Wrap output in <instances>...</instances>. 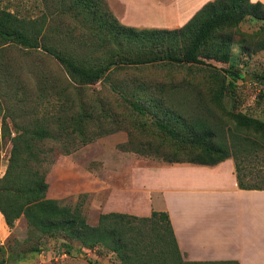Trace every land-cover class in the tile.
<instances>
[{
  "label": "trees",
  "instance_id": "trees-1",
  "mask_svg": "<svg viewBox=\"0 0 264 264\" xmlns=\"http://www.w3.org/2000/svg\"><path fill=\"white\" fill-rule=\"evenodd\" d=\"M51 1L57 4L58 10L53 13L56 17L67 15L76 20L82 18L85 27L91 30L90 35L99 38L101 44L97 47L90 45V41L83 37L84 44L93 46L85 55L78 50L62 49L45 30L46 14L36 18L21 16L0 5V64H3V58L9 48L20 47L30 51L43 50L61 65L63 72L62 87L56 92L58 100L52 101L55 110L59 112L52 118L55 126L48 127L43 118H36L34 124L19 128L16 135L11 137L12 150L8 168L0 178V212L4 215L7 225L13 229L17 220L24 216L28 223L30 239L40 240L45 236L67 237L90 249L105 246L117 250L123 261H126L123 254L125 248L138 264H239L236 261L185 260L167 211L153 210L150 216L108 212L101 214L98 225H90L79 206L71 207L63 203V199L47 196L49 183L46 175L49 168H45L40 146L47 138L61 141L60 136L55 134L56 130H62L65 135L73 132L84 134L91 122L100 120L99 116H95V110L105 103L100 99H89L87 91L89 86L103 82L109 76L111 68L118 64L114 58L118 50L105 48L108 42L113 41L121 49H138L142 53L150 51L157 54L156 52L166 51L165 53L172 54L171 61H179L180 64H207L206 59L231 63L232 43L236 33L234 29L246 20L261 21L264 27V3L252 0H211L184 26L169 29L124 25L118 20L107 0ZM147 60L149 62L154 59L151 56ZM225 70L231 71L229 68ZM231 73L236 75L233 71ZM39 78L44 81H39L37 92L39 97H45L47 95L44 92L48 86L46 78L49 76L42 73ZM217 78L221 80L217 79L219 86L214 89L210 102L222 106L229 119L228 125L219 122L217 129L207 117L189 110L194 105L200 109L208 107L209 114L216 116L209 107L212 105L202 96L194 103L190 94H184L180 100L173 99L172 103L178 108H170V111L163 110L160 113H157L155 107H161L164 101L143 96L145 85L139 86V90L135 91L134 95H138L136 99L124 100L141 118L144 119L150 114L154 117L149 126L159 141H151L150 148L156 153L161 154L169 143L175 144L171 150L174 152L172 155L178 152L180 145L199 149L195 156L187 160L170 155L166 162L214 165L232 157L235 161L238 185L246 189H264V164L253 155L258 149L264 152V119L234 111L237 99L230 90L232 83L227 84L224 75ZM258 79L262 86L261 98L264 96V71L258 75ZM12 84L11 82L10 87ZM117 86L123 91H128L119 83ZM117 86L115 87L119 89ZM161 91L164 92L163 86ZM133 120L136 126H148V123ZM99 123L102 124L101 121ZM118 126L114 130L128 131L130 139L127 145L131 144L133 131L125 125ZM112 130L108 129L99 135ZM7 132L10 135L9 129ZM95 137L85 138L82 144L94 140ZM77 146L80 145H75ZM127 150L140 153L139 148H130V145ZM56 159L57 157L51 158L49 164H54ZM135 220L139 221L137 225L141 229L151 227L158 230L155 242L159 250L153 243L145 245L134 241L132 244L131 240H128L125 228H130ZM40 244L37 242L32 250L41 251ZM61 247L70 255L75 248L65 240ZM145 249L148 251L145 252ZM3 251V245H0V253Z\"/></svg>",
  "mask_w": 264,
  "mask_h": 264
},
{
  "label": "rangeland",
  "instance_id": "rangeland-1",
  "mask_svg": "<svg viewBox=\"0 0 264 264\" xmlns=\"http://www.w3.org/2000/svg\"><path fill=\"white\" fill-rule=\"evenodd\" d=\"M0 5L19 13L21 16L36 18L46 14L45 30L52 35L53 40L57 41L58 46L62 49L78 50L79 53L85 55L88 53V49H92L93 46L84 44L83 37L90 41V45L97 47L101 44L99 38H93L90 35L91 30L85 27L82 18L76 20L67 15L56 17L53 13L58 8H56L57 4L54 1L0 0ZM234 30L236 33L232 43L231 63L206 59L207 64H180L179 61H171L173 56L171 53H165L166 51L156 52L157 54L150 51L142 53L138 49H121L113 41L108 42L105 48L118 50V54L114 57L118 64L111 68L109 76L103 82L89 86L87 91L89 99H94V101L100 99L105 103L95 110V116H99L100 120L91 122L84 134L73 132L65 135L62 130H56L55 134L60 136L61 141H57L56 138H47L43 140V145L40 146L42 147L41 156L45 159V168H49L46 175L47 179L50 170L59 161L57 171H52L54 173V188L59 190L63 187L71 170L97 169V165L102 164V158L106 155L136 154L127 150L129 145L130 148L140 149V153L136 154L140 159L149 158L161 162L166 161L167 157L174 153L171 151L175 145L173 143H169L161 151V154L150 148L151 141H159L157 135L151 132L152 127L149 126L154 117L150 114L144 119L141 118L124 100L125 98L136 99L138 95H134V93L139 90L141 85L146 86L142 90L143 96H151L150 98L154 97L164 101L161 107H155L157 113L163 110L170 111V108H178L172 103L174 102L173 99L180 100L184 94H190L191 101L194 103L198 102L199 96H202L208 104L212 105L209 107L216 116L209 114L208 107L200 109L194 105L189 110L192 113L207 117L217 129L219 122L226 125L229 123L223 107L210 102L214 89L219 86L217 84L219 78L217 77L224 75L226 83H232L230 90L234 92L237 99L233 108L234 111H242L264 119V96L260 98L262 86L258 79V75L264 71V27H262L261 21L246 20ZM151 56L154 60L148 62L147 59ZM208 63L211 66H208ZM228 68L231 71L225 70ZM232 71L236 75H233ZM42 73L49 76L46 78L48 86L44 92L47 95L45 97H39L37 92L39 81H44L39 78ZM61 79H63L61 65L43 50L30 51L20 47L7 50L3 64H0V178L8 168L12 150L11 137L16 135L19 128L31 126L35 123L36 118H43L48 127L55 126L52 118L55 113L58 115L59 112L55 110L52 101L58 100L56 92L62 87ZM11 82L13 84L10 87ZM118 83L125 89L127 88L128 91L119 88ZM161 86L164 87V92L161 91ZM133 119L148 123L147 128L136 126ZM119 124L130 127L129 129L133 131L131 144L127 145V141L130 139L128 131L124 129L114 130L119 127ZM7 129H9L10 135ZM108 129L113 130L99 135ZM89 136L96 137L94 140L82 144L83 140ZM122 137H127V140L116 143V140L121 141ZM77 144L80 146L75 147ZM184 146H178V152H175L172 157L187 160L199 151L194 146ZM66 150L71 152H66ZM169 151H171L170 154ZM253 155H255V159H260L264 164V152L262 150L258 149ZM56 157L55 163L50 165L51 158ZM58 169L60 170L58 171ZM119 174L113 180L116 184L122 185V173L119 172ZM83 180L85 179L83 178ZM61 194L64 195L61 196ZM47 196L63 199V203L71 207L79 206L86 216L87 222L92 226L98 225L102 212L106 210V197L103 199V205L98 206L90 193L82 192L80 189L72 188L66 193L56 191L50 195L48 188ZM17 221L18 224L11 232L7 231L4 238V251L0 253V264H92L91 261L97 264H138V261L133 259L125 248L123 254L126 261H123L117 250L105 246L90 249L67 237L45 236L40 240L30 239L26 218L22 216ZM138 222L137 220L132 221L130 228H125L128 240H131L132 244L134 241L142 242L145 245L153 243L159 250V246L155 242V234L158 230L151 227L141 229L137 225ZM160 223H162L161 220ZM63 239L74 245L72 255L65 253L61 247ZM37 242L41 243V251L32 250L33 245ZM144 251L148 250L145 249ZM134 255L135 253L132 256Z\"/></svg>",
  "mask_w": 264,
  "mask_h": 264
},
{
  "label": "crops",
  "instance_id": "crops-1",
  "mask_svg": "<svg viewBox=\"0 0 264 264\" xmlns=\"http://www.w3.org/2000/svg\"><path fill=\"white\" fill-rule=\"evenodd\" d=\"M107 1L124 25L174 29L211 0ZM126 140L122 137L116 143ZM58 164L47 179L50 195L80 189L90 193L98 206L106 197L102 213L150 216L153 210L167 211L185 260L264 264V189L241 188L232 157L210 165L140 159L134 153L106 155L97 169L71 170L56 190L52 171ZM119 172L122 185L113 180ZM11 230L0 212V245Z\"/></svg>",
  "mask_w": 264,
  "mask_h": 264
}]
</instances>
